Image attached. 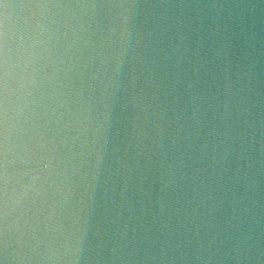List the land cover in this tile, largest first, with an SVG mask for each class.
<instances>
[{"label": "water", "instance_id": "obj_1", "mask_svg": "<svg viewBox=\"0 0 264 264\" xmlns=\"http://www.w3.org/2000/svg\"><path fill=\"white\" fill-rule=\"evenodd\" d=\"M32 2L0 0V121L5 109L6 46L10 127L28 117L41 101L42 90L32 79L34 65L25 10L15 7ZM70 2L97 7L90 10L86 42L66 81L67 96H63L64 88L59 83L43 90V105L53 121L59 115L62 130L51 154V166L59 173L60 182L49 209L48 250L37 264H122L111 244L105 242L123 226L121 217L128 215V201L138 195H134L132 179L126 175L136 151V95L146 76L147 57L161 58L180 43L174 27H157L156 23L180 13L197 12L205 17L203 27L189 46L199 53L198 58L192 57L193 70H208L210 102L215 109L209 114L208 128L227 130L232 138L228 145L230 162L220 169L213 184L214 204L208 216L219 227L234 222V213H240L241 197H245L244 219L255 247L243 264H264V0ZM229 12L243 17L247 44L225 31L224 19ZM217 13L220 15L214 19ZM149 31L153 33L151 42L143 35ZM237 65L251 72L250 111L239 118L235 111L229 113L223 107L225 78ZM241 134L245 138L243 148L239 144ZM148 183L145 181V187ZM143 199L148 201L149 197ZM78 238L92 240L99 248L77 251ZM4 259L0 240V264ZM8 264L16 261L9 258ZM174 264L237 262L225 247L199 260L192 255L178 257Z\"/></svg>", "mask_w": 264, "mask_h": 264}, {"label": "clouds", "instance_id": "obj_2", "mask_svg": "<svg viewBox=\"0 0 264 264\" xmlns=\"http://www.w3.org/2000/svg\"><path fill=\"white\" fill-rule=\"evenodd\" d=\"M15 7L25 10L34 65L32 79L42 91L33 112L10 127L5 46V109L0 121V240L3 264H8L9 258L16 264H37L48 250L49 209L58 195L60 182L59 173L51 166V154L62 130L59 115L53 121L48 107L43 105V90L59 83L64 88L63 96H67L66 81L80 59L91 24L90 10L97 5L34 0ZM204 18L199 12L180 13L156 23L157 27H174L180 43L161 58L147 57L146 76L136 95V151L126 175L132 179L134 195H138L128 201V215L121 217L123 226L117 227L105 242L111 244L122 264H174L176 258L185 255L199 260L225 247L237 264H243L255 247L244 219L245 197H241L240 213H234V222L219 227L208 216L214 204L213 184L220 169L230 162L228 145L232 138L227 130L208 128L209 114L215 110L210 102L208 70H193L192 57L198 58L199 53L189 45L193 36H199ZM244 25L243 17L231 12L224 19L225 31L247 44ZM143 35L151 42L152 32ZM250 90V69L246 71L245 66L237 65L234 73L225 78L223 107L229 113L235 111L238 118L248 114ZM244 142L241 134V148ZM145 181H149L147 187ZM145 196L148 201L143 199ZM77 243V251L99 248L88 239L78 238Z\"/></svg>", "mask_w": 264, "mask_h": 264}]
</instances>
